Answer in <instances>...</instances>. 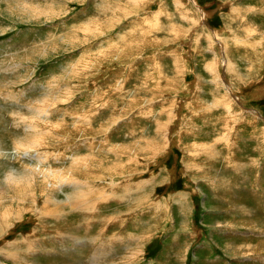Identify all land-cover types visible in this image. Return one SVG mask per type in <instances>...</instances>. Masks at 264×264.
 Listing matches in <instances>:
<instances>
[{
    "label": "rangeland",
    "instance_id": "374dc122",
    "mask_svg": "<svg viewBox=\"0 0 264 264\" xmlns=\"http://www.w3.org/2000/svg\"><path fill=\"white\" fill-rule=\"evenodd\" d=\"M0 264H264V0H0Z\"/></svg>",
    "mask_w": 264,
    "mask_h": 264
},
{
    "label": "bare ground",
    "instance_id": "6f19581e",
    "mask_svg": "<svg viewBox=\"0 0 264 264\" xmlns=\"http://www.w3.org/2000/svg\"><path fill=\"white\" fill-rule=\"evenodd\" d=\"M203 12V11H202ZM203 14H205L204 12H203ZM33 156V155H32ZM35 157H37V155H34ZM39 158V157H38ZM78 161V160H77ZM79 163V162H78ZM75 164V163H74ZM33 167V170L31 171V173H30V175H31V178H28V176H29V173H23V174H21V175H19V174H15V173H11L10 174V176H8V178H6L8 181H9V183L11 184H13V187H14V183L15 182H18V181H22V180H24L25 181V183H24V181H23V183H24V186L25 187H28L29 185H30V183L31 182H33L32 180H34L33 179V173L32 172H34V173H36V174H38L39 176H41L40 174H41V172L43 173V174H45V175H43L44 176V179H46L48 176H49V173H47L44 169H42V167L40 168L39 167V165L37 166V164H36V166H32ZM53 173V172H52ZM55 174V173H54ZM46 176V177H45ZM51 176V175H50ZM6 180V181H7ZM50 183V182H49ZM19 185V184H18ZM50 185H51V187L52 186H54V182L52 183H50ZM21 186H23V185H21ZM16 187H18V186H16ZM54 188V187H53ZM27 189V188H26ZM51 189V188H50ZM19 192H20V194L21 193H23V190H19ZM4 193V192H3ZM9 194V193H8ZM15 196V195H14ZM22 199H24V197H22ZM12 204V203H11Z\"/></svg>",
    "mask_w": 264,
    "mask_h": 264
},
{
    "label": "crops",
    "instance_id": "0c3cea01",
    "mask_svg": "<svg viewBox=\"0 0 264 264\" xmlns=\"http://www.w3.org/2000/svg\"><path fill=\"white\" fill-rule=\"evenodd\" d=\"M254 58V57H253ZM256 59L258 60L256 63L258 64V66H260V64H261V60H262V57H261V55H257V57H256ZM239 67L244 71V65H240L239 64ZM259 69V68H258ZM250 113V112H249ZM252 114V113H251Z\"/></svg>",
    "mask_w": 264,
    "mask_h": 264
}]
</instances>
